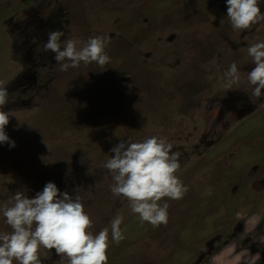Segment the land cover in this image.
I'll return each instance as SVG.
<instances>
[{"label": "rangeland", "instance_id": "1", "mask_svg": "<svg viewBox=\"0 0 264 264\" xmlns=\"http://www.w3.org/2000/svg\"><path fill=\"white\" fill-rule=\"evenodd\" d=\"M54 30L62 41L108 37L110 63L59 71L44 51ZM258 39L264 21L234 30L225 0H0V87L16 144L0 146V204L52 181L82 199L94 234H111L121 214L125 239L108 264H264V96L247 81ZM233 61L240 80L226 88ZM153 135L180 153L188 189L159 202L168 221L157 227L113 196L103 167L119 141ZM0 231H10L3 218ZM51 251L40 250L43 264H61Z\"/></svg>", "mask_w": 264, "mask_h": 264}, {"label": "clouds", "instance_id": "2", "mask_svg": "<svg viewBox=\"0 0 264 264\" xmlns=\"http://www.w3.org/2000/svg\"><path fill=\"white\" fill-rule=\"evenodd\" d=\"M262 0H225L226 16L234 30L249 29L264 21ZM64 32L50 31L44 51L53 55L59 71L78 68L82 63H96L103 67L110 63L106 52L109 39L92 36L87 41L73 37L62 41ZM248 55L254 67L247 73V81L256 98L264 96V39L248 45ZM238 63L233 61L223 72L224 86L232 87L240 80ZM9 92L0 87V146L15 148L5 131L9 114L5 111ZM111 155L103 164L111 178L113 196L127 200L131 212L140 221L153 227L168 221V204L163 198L181 199L188 191L176 175L181 168L180 153L173 143L155 135L141 142L119 141L110 149ZM0 218L10 231H0V264H43L40 250L48 249L60 257L61 264H108L107 251L111 244L125 239L121 225L124 217L117 213L98 233L91 231L92 222L78 196L61 191L49 181L42 191L29 197L16 192L7 204H0Z\"/></svg>", "mask_w": 264, "mask_h": 264}]
</instances>
